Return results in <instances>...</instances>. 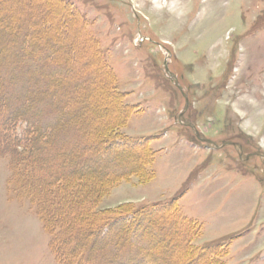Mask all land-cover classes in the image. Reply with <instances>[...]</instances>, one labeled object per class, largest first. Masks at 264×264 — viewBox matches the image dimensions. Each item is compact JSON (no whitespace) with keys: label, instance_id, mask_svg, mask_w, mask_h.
<instances>
[{"label":"rangeland","instance_id":"374dc122","mask_svg":"<svg viewBox=\"0 0 264 264\" xmlns=\"http://www.w3.org/2000/svg\"><path fill=\"white\" fill-rule=\"evenodd\" d=\"M21 14L34 18L32 29L46 30L48 36L33 37L30 47L41 54L31 101L23 97L19 83L18 90L16 84L7 85L0 104V137L20 139L35 126L48 133L61 113L60 122L80 131L105 128L122 116L109 90L110 75L93 65L97 54L82 38L86 32L131 107L119 133L147 140L155 152L154 179L140 183L132 175L119 182L95 212L177 200L180 215L200 224L190 245L217 247L220 264H264V0H0L2 34L14 20L24 28ZM54 61L61 65L53 68ZM165 61L176 78H167ZM34 103L32 123L7 126L11 116ZM86 114L94 116L82 124ZM65 132L69 140L52 139L53 148L65 146L64 155L80 140L72 129ZM43 149L35 157L41 164V185L51 172L59 177L69 172H60L57 154L47 156ZM113 158L109 167L96 172L98 177L122 170ZM135 160L123 164L122 171ZM84 164L93 163L77 159L72 170L80 171ZM12 176L10 156L0 157V264H59L51 248L53 236L45 231L34 200L16 190ZM90 187L78 186L74 195L81 198ZM175 231L174 226L163 231L161 257L170 262L185 253L183 247L172 250L180 238ZM110 248L102 246L96 256L99 246L89 249L87 262L107 264L100 258Z\"/></svg>","mask_w":264,"mask_h":264},{"label":"trees","instance_id":"16d2710c","mask_svg":"<svg viewBox=\"0 0 264 264\" xmlns=\"http://www.w3.org/2000/svg\"><path fill=\"white\" fill-rule=\"evenodd\" d=\"M48 1L45 0L47 3ZM65 9L67 10V8ZM22 16L21 14L19 19L24 22V28L16 24L17 22L14 20L8 31L2 34L4 26L0 24L1 105L3 97H7V94L4 95L7 85L16 84L18 90L17 83L21 85L23 97L29 100L28 102L31 101L35 87L33 81L34 68L37 69V64H40L41 54H34L33 49L30 47L34 46L33 37L47 38L48 36L46 30L32 29L31 24L34 22V18L27 19ZM82 38L94 46L92 47L93 52L97 54V61L93 65L110 75L111 86L108 87L122 116L114 123L112 121L109 122V125L104 124L105 128L96 126L80 131L74 128L72 123L60 122V119H62L61 113L60 116H56L57 121H55L57 124L55 126L52 125L53 123L49 124L48 133L35 126L27 131L25 135H22L20 139L9 138L11 140L9 141L7 137H0V157L10 156L13 172L11 184L15 186L20 194L31 195L34 200V205L37 207L45 231L53 236L51 248L57 262L59 264H89L86 258L89 249L98 245L99 249H95L94 252V256H96L97 251L102 246L111 245L110 252L101 256V263L106 261L107 264H150L149 260L156 257L154 264H198L202 261L205 264H220L219 258L221 257H219V253L216 254L215 252L217 247L215 249L208 247L195 248L190 245L192 239L198 237L201 232L200 224L195 220H187L180 215L179 207L175 204L177 200L166 205L156 204L140 208L125 205L113 209L114 211L95 212L94 207L119 182L130 180L132 175H136L140 183H147L154 179L155 173L152 166L155 161V152L148 146L147 140L137 141L119 133L120 129L130 119L132 111L129 109L130 106L124 103V94L116 90L114 74L108 72L105 62L103 63L96 41L86 32H83ZM57 62H51L53 68L61 65ZM44 80L46 86L48 80L46 78ZM46 99H48L47 96ZM39 100L44 99L39 98ZM36 108L34 103L25 108L23 114L19 112L11 116L6 122L7 126L14 121L32 123L33 114L31 109L36 110ZM38 110L42 112L39 108ZM93 116L92 114H86L81 123L85 122L86 124ZM71 129L74 131V135H78L80 140L75 148L69 147V152L64 155L62 154V148H65V146H61L60 149L53 148L55 144L52 143V139L65 136V139L69 140L70 135L65 130L71 132ZM41 148H44V154L47 156L50 152L57 154L56 166L61 169L60 172L69 171L65 177L51 175V172L46 175L47 177L43 176L47 178V184H40L38 174L41 164L35 162V157ZM81 151L82 156H79L78 153ZM113 154L116 155V159L112 157ZM118 154L122 157L119 158ZM59 155L65 157L60 158ZM134 157L136 158L135 163L132 164L134 166L131 165L127 171H122L123 164L130 162V159ZM112 158L119 169L122 170L98 177L96 172L109 167ZM77 159L86 162L90 160L93 164L90 167L84 164L80 171L72 170ZM66 164L72 166L67 167ZM44 169L46 168L44 167ZM89 184H91V187L84 190V195L81 198L74 195L73 190L76 187H86ZM169 226H174L175 233L179 232L180 234V238L175 241L172 250L176 252L183 247L182 251H185L184 254L180 253L183 256L182 258H175L173 262L161 257V252L166 246L163 231L168 229ZM181 227H186V229L180 232ZM62 234H64L63 237H61ZM64 237L65 239H63ZM148 241H153V244L145 246L144 242ZM70 244H74L75 247L67 251L66 248ZM134 250L136 251L133 254ZM97 257L99 258L100 255Z\"/></svg>","mask_w":264,"mask_h":264}]
</instances>
